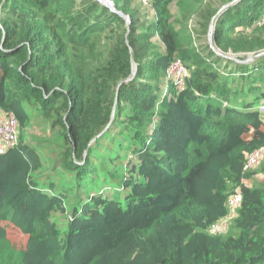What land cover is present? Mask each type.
Wrapping results in <instances>:
<instances>
[{
  "label": "trees",
  "instance_id": "1",
  "mask_svg": "<svg viewBox=\"0 0 264 264\" xmlns=\"http://www.w3.org/2000/svg\"><path fill=\"white\" fill-rule=\"evenodd\" d=\"M112 1L127 19L98 0H0V110L20 129L0 155V264H264V183L244 184L264 176V159L244 168L264 147V56L227 60L207 37L235 0ZM213 38L240 61L263 53L264 0L226 9ZM177 60L183 87L167 78ZM35 119L53 135L51 167L78 193L101 188L63 225L65 196L36 183L44 160L23 144Z\"/></svg>",
  "mask_w": 264,
  "mask_h": 264
},
{
  "label": "rangeland",
  "instance_id": "2",
  "mask_svg": "<svg viewBox=\"0 0 264 264\" xmlns=\"http://www.w3.org/2000/svg\"><path fill=\"white\" fill-rule=\"evenodd\" d=\"M173 10H174L173 11L174 14L178 15V9H176V5L174 6ZM197 19H199V17L194 16L192 17L190 21L193 20L195 22ZM190 21H189V24H190ZM127 23H130V21L128 22L127 20ZM191 30L193 33L195 44L198 48H200L202 46V43H204L205 37L202 35H197L195 33L194 27H192ZM135 68L137 69V65L134 64L133 70ZM133 70H132L131 76H133ZM261 113L264 115V111H261ZM47 131H50V129L48 126L44 125V120L35 119V121H33L32 124L28 128L24 129L21 132V134L25 139L23 144L36 149L42 155L43 160H44L43 169L33 175L36 183L40 187L53 188L54 192H56L57 194L61 193L65 196L67 214L60 217L62 225H63L64 223L67 222L70 216V213L72 212L74 208L80 209L83 202L89 197V195L92 192H95V193L99 192L101 188H99V186L94 187L93 185L86 183V184H83V188L81 192L78 193V190L76 189V185L73 180L71 181L66 180L64 176L62 175V173L57 169V167H51L53 162L50 161L51 160L50 155L47 153L48 150L46 146L47 145L46 139L49 136L53 137V135H47L48 134ZM256 167L257 166H255L253 170L251 171H254ZM127 176L129 177V174H127ZM113 183L115 184V181ZM258 183H264L263 175L256 174V175H253L252 178L244 181V184L248 187H254ZM51 184H54V186L51 187L50 186ZM106 186H109V185H106ZM114 199L118 200L123 205L126 204L125 198L122 194L116 195ZM234 218L235 217L230 212V215L227 219L223 220L222 222L217 224L212 229V233L213 234H224L227 231L230 223L234 220ZM4 226L7 229L8 237L10 241L18 249H25L27 242H28V237L22 234L19 230L9 225L8 223H4Z\"/></svg>",
  "mask_w": 264,
  "mask_h": 264
},
{
  "label": "built area",
  "instance_id": "3",
  "mask_svg": "<svg viewBox=\"0 0 264 264\" xmlns=\"http://www.w3.org/2000/svg\"><path fill=\"white\" fill-rule=\"evenodd\" d=\"M102 2L101 0H98ZM153 0H140L144 5H149ZM185 76V67L180 60L170 64L167 70L168 80L179 87H183V78ZM264 111V106L260 107ZM20 129L16 117L11 113H6L0 110V155H3L8 150L17 148L19 145ZM264 159V147L255 150L247 157V162L244 166L245 171H250L255 166H258ZM241 205V195L239 192L234 194L229 201L231 214L235 217L237 210ZM222 222V221H221Z\"/></svg>",
  "mask_w": 264,
  "mask_h": 264
},
{
  "label": "water",
  "instance_id": "4",
  "mask_svg": "<svg viewBox=\"0 0 264 264\" xmlns=\"http://www.w3.org/2000/svg\"><path fill=\"white\" fill-rule=\"evenodd\" d=\"M239 0H235V1H232L228 4H226L225 6H223L219 11L218 13L216 14V16L211 20V23H210V26H209V33H208V44H209V47L210 49L217 55V56H220L221 58H224V59H227V60H232V61H235V62H238V63H243V64H248V63H251L253 62L254 60L258 59L259 57L261 56H264V52L261 53V54H258V55H255V56H249L246 60L244 61H240L238 60L235 56H232V55H226V54H223L215 45L214 43V38H213V34H214V31H215V25H216V20L218 19L219 16L222 15V13L228 9L229 7L233 6L235 3H237ZM103 5H105L106 7H108L112 12L114 13H117L119 14L121 17L123 18H127V16H125L122 12L120 11H117L116 8H115V4L112 0H106L105 3L101 2ZM130 24V23H128ZM136 68L133 70V76L135 75L136 73ZM132 76V77H133ZM123 83V82H122ZM121 83V84H122ZM120 84V85H121Z\"/></svg>",
  "mask_w": 264,
  "mask_h": 264
},
{
  "label": "bare ground",
  "instance_id": "5",
  "mask_svg": "<svg viewBox=\"0 0 264 264\" xmlns=\"http://www.w3.org/2000/svg\"><path fill=\"white\" fill-rule=\"evenodd\" d=\"M103 1V3H105L106 2V0H102ZM128 22H129V20H128Z\"/></svg>",
  "mask_w": 264,
  "mask_h": 264
}]
</instances>
